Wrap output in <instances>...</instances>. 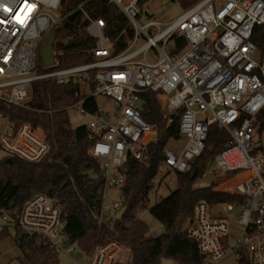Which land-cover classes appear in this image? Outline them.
<instances>
[{
	"label": "built area",
	"instance_id": "1",
	"mask_svg": "<svg viewBox=\"0 0 264 264\" xmlns=\"http://www.w3.org/2000/svg\"><path fill=\"white\" fill-rule=\"evenodd\" d=\"M109 1L134 28L126 48L114 54L116 38L105 20L92 17L80 5L85 24L74 37L81 31L86 37L71 43L91 44L89 52L95 60L38 72L40 48L62 19V0H0V99L7 105L25 106L33 99V82L43 78L79 84L80 93H87L69 108L76 106L80 114L95 118L85 126L92 141L90 153L99 161L104 179L100 223L117 219L123 207V198L105 206L106 188L122 189L128 158L143 159L148 145L157 141L155 127L141 112V92L166 97L168 109L160 106L167 125L173 114L181 112L180 137L175 139L181 146L164 151V164L172 170L190 169L208 148L212 125L225 129L230 139L211 162L220 171L243 174L229 191L245 200L198 202L186 231L204 256L203 264H219L230 256L238 264L243 257L250 264H264V157L253 150L257 115L264 108V52L252 38L255 27L264 24V0H200L168 22L144 11L143 6L153 0ZM17 13L23 23L17 21ZM180 40L185 50L181 44L168 50ZM57 63L55 54L51 66ZM99 96L111 99L114 111L98 104L95 112H89L85 100ZM48 150L41 126L25 122L17 128L7 120L0 127L3 154L34 162ZM235 206L241 212L233 223L228 212ZM15 226L38 236L56 252L78 248V241L66 232L62 206L44 193L33 194L17 216L0 207V229ZM90 255V264H131L129 248L116 240L98 243Z\"/></svg>",
	"mask_w": 264,
	"mask_h": 264
},
{
	"label": "trees",
	"instance_id": "2",
	"mask_svg": "<svg viewBox=\"0 0 264 264\" xmlns=\"http://www.w3.org/2000/svg\"><path fill=\"white\" fill-rule=\"evenodd\" d=\"M173 1L185 9L199 0ZM80 5L92 17L105 20L116 38L114 54L124 50L133 38V26L113 2L62 0V19L53 44L58 63L56 66H44L39 55L38 72L95 60L89 52L91 44L74 46L71 43L85 24ZM85 37L84 31H81L74 41ZM252 38L259 52H264V24L255 27ZM91 87H94L93 84ZM33 88V99L25 106L7 105L0 99V115L17 128L25 122L41 126L47 134L49 150L42 159L34 162L8 155L0 160V207L17 216L24 203L33 194L41 192L62 206L66 232L78 241V248L86 254L90 255L98 243L116 240L129 248L131 264H159L162 258H172L180 264H203L204 256L186 231L197 203L204 201L216 205L245 200L240 194L217 188L215 183L194 186L196 180L204 175L208 160L226 148L230 139L228 132L212 125L207 144L208 147H215L214 152L206 148L187 171L172 170L164 164V151L171 140L180 137L181 112L173 114V121L167 125L156 95L152 91L141 92V112L144 119L155 127L157 141L148 145L143 159L129 157L123 166L126 175V183L122 188L123 206L126 205L127 209L121 219L100 223L99 215L104 201L100 163L90 153L92 141L86 126L72 127L68 112L69 107L86 98L87 93H80L79 84L62 85L52 78L35 80ZM84 106L89 112H95L98 108L97 99L87 98ZM258 124L264 128V108L257 115ZM163 167L175 172L176 187L149 207L152 216L163 224L165 231L146 238L144 235L148 225L136 214L138 210L146 208L154 179ZM11 230L20 252L18 260L21 264H59V252L38 236L27 234L16 226L0 229V241L10 236ZM240 264L250 263L243 257Z\"/></svg>",
	"mask_w": 264,
	"mask_h": 264
},
{
	"label": "rangeland",
	"instance_id": "3",
	"mask_svg": "<svg viewBox=\"0 0 264 264\" xmlns=\"http://www.w3.org/2000/svg\"><path fill=\"white\" fill-rule=\"evenodd\" d=\"M200 1V0H199ZM197 1V2H199ZM196 2V3H197ZM144 11L157 20L168 22L179 16L184 8L173 0H153L152 3L147 6H143ZM75 37L72 39L74 40ZM99 106L105 110L114 111V102L106 97L99 96L97 98ZM71 119V126L76 128L81 125H88L91 121L95 120L91 115H82L78 112V107L74 106L68 110ZM5 119L0 115V127L4 125ZM7 121V119H6ZM181 143L175 139L171 140L167 147L179 149ZM253 150L258 156L264 157V128L260 124L257 125L255 133L253 135ZM6 156V155H5ZM4 157L3 152H0V160ZM211 159L208 160L205 173L202 177L196 180L194 186H205L211 183H215L217 188L229 191L230 188L237 181L234 179H240L243 174L241 172H224L220 171L216 163ZM210 163V164H209ZM175 172L167 171L165 167L161 168L158 175L154 179V186L149 195V201L147 202L145 209H140L137 212V217L145 221L148 225V230L145 233L146 238H151L162 234L165 228L156 218H154L149 211V207L157 200L167 196L172 190L175 189ZM106 194L108 198L105 200V206H110L115 201H120L123 198L122 189L108 186L106 188ZM241 208L235 206L233 210L228 212L231 221L233 223L238 222L240 218ZM20 252L13 240V230L11 235L0 241V264H21L18 260ZM131 254V253H130ZM59 264H90L91 255L84 253L79 248L71 252L62 250L58 255ZM159 264H180L178 261L172 258H162ZM219 264H238L235 256H230L222 260Z\"/></svg>",
	"mask_w": 264,
	"mask_h": 264
},
{
	"label": "water",
	"instance_id": "4",
	"mask_svg": "<svg viewBox=\"0 0 264 264\" xmlns=\"http://www.w3.org/2000/svg\"><path fill=\"white\" fill-rule=\"evenodd\" d=\"M57 32H58V28L53 29V31L51 32V34L47 38L46 43L44 45H42L40 48V56H41V59H42L44 66H51L55 63V53L53 50V44L55 42ZM214 149H215L214 146L208 147V150L211 153L214 152ZM9 161H11V160L9 159ZM210 163H211V161H210ZM126 209H127L126 205L121 208V210L117 214V219H121V217L123 216Z\"/></svg>",
	"mask_w": 264,
	"mask_h": 264
},
{
	"label": "bare ground",
	"instance_id": "5",
	"mask_svg": "<svg viewBox=\"0 0 264 264\" xmlns=\"http://www.w3.org/2000/svg\"><path fill=\"white\" fill-rule=\"evenodd\" d=\"M178 44H181V45H182V51L185 50L186 46H185V44H184L181 40H180L179 42H177V43H172V44H170L167 48H168V50H170V51L172 52V51L176 48V46H177ZM157 98H158L160 104H161L164 108L168 109V107H167V99H166V97H165L163 94H157Z\"/></svg>",
	"mask_w": 264,
	"mask_h": 264
},
{
	"label": "snow or ice",
	"instance_id": "6",
	"mask_svg": "<svg viewBox=\"0 0 264 264\" xmlns=\"http://www.w3.org/2000/svg\"><path fill=\"white\" fill-rule=\"evenodd\" d=\"M25 7L26 8H31V6L30 5H25ZM6 11H10L9 9H5ZM17 21L19 22V23H23L24 21H23V19H20V14L19 13H17Z\"/></svg>",
	"mask_w": 264,
	"mask_h": 264
},
{
	"label": "crops",
	"instance_id": "7",
	"mask_svg": "<svg viewBox=\"0 0 264 264\" xmlns=\"http://www.w3.org/2000/svg\"><path fill=\"white\" fill-rule=\"evenodd\" d=\"M156 95V94H155ZM157 97V96H156ZM158 100V99H157ZM159 102V101H158ZM160 104V103H159ZM5 122H6V120H4ZM5 122H4V124H5ZM6 154H4V156H5ZM234 179L235 180H238V179H236L235 177H234Z\"/></svg>",
	"mask_w": 264,
	"mask_h": 264
}]
</instances>
